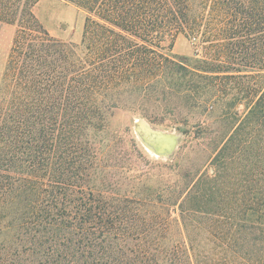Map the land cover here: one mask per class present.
I'll list each match as a JSON object with an SVG mask.
<instances>
[{
    "label": "trees",
    "instance_id": "trees-1",
    "mask_svg": "<svg viewBox=\"0 0 264 264\" xmlns=\"http://www.w3.org/2000/svg\"><path fill=\"white\" fill-rule=\"evenodd\" d=\"M38 1L0 0V264H264V0H62L85 14L78 42L42 27ZM229 95L231 134L180 184L115 126Z\"/></svg>",
    "mask_w": 264,
    "mask_h": 264
},
{
    "label": "rangeland",
    "instance_id": "rangeland-1",
    "mask_svg": "<svg viewBox=\"0 0 264 264\" xmlns=\"http://www.w3.org/2000/svg\"><path fill=\"white\" fill-rule=\"evenodd\" d=\"M33 13L52 36L75 42L80 40L85 14L73 5L62 0H39ZM13 31L12 27L0 24V73ZM171 51L174 57L186 59L188 62L195 58L191 43L183 37L175 40ZM205 90L206 88L200 87L194 89V92ZM189 104L183 98L170 97L146 106L147 108H137L135 113L125 112L115 118V126L120 124L122 128L129 127L126 136L134 140L145 159L153 165L168 167L154 169L152 173L158 175L165 172L170 185L180 184L183 180L179 175L184 172L191 174L197 169H206L214 154V146L232 132L233 119L230 114L243 112V105L233 104L230 95L208 110L192 108ZM145 109L147 113L143 111ZM178 126L186 133L178 131ZM152 131L173 134L177 146L171 152L159 150L151 136Z\"/></svg>",
    "mask_w": 264,
    "mask_h": 264
},
{
    "label": "bare ground",
    "instance_id": "bare-ground-1",
    "mask_svg": "<svg viewBox=\"0 0 264 264\" xmlns=\"http://www.w3.org/2000/svg\"><path fill=\"white\" fill-rule=\"evenodd\" d=\"M141 125L143 126V123H141ZM151 136L154 137V142L157 143V147L160 148L159 150L161 151L171 152L177 146L176 137L173 134L152 131Z\"/></svg>",
    "mask_w": 264,
    "mask_h": 264
}]
</instances>
